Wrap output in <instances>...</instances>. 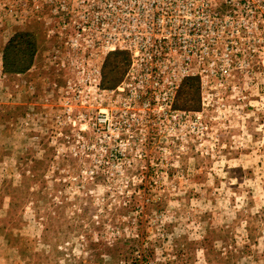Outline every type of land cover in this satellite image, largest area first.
Returning <instances> with one entry per match:
<instances>
[{"label":"rangeland","instance_id":"rangeland-1","mask_svg":"<svg viewBox=\"0 0 264 264\" xmlns=\"http://www.w3.org/2000/svg\"><path fill=\"white\" fill-rule=\"evenodd\" d=\"M16 32L35 55L6 76ZM112 45L200 66L169 99L71 49ZM0 264H264V0H0Z\"/></svg>","mask_w":264,"mask_h":264},{"label":"built area","instance_id":"built-area-1","mask_svg":"<svg viewBox=\"0 0 264 264\" xmlns=\"http://www.w3.org/2000/svg\"><path fill=\"white\" fill-rule=\"evenodd\" d=\"M123 3L134 4H235L247 3L248 0H120ZM159 48H115L112 45L110 48H71L81 55H90L95 57L97 61H102L110 53L124 52L129 54L131 59L130 67L134 66L146 67L150 69V79L155 84L166 86V95L169 99L173 97V91L177 90L178 84L181 82L183 75L182 71L185 68H198L200 66L198 48H167L158 46ZM186 49H188L186 51ZM207 53V52H205ZM190 54V55H189ZM196 58L194 62L190 57ZM88 65V64H86ZM93 64L91 65V67ZM213 66V64H210ZM229 66V65H227ZM226 66V67H227ZM161 68L169 70L167 73L160 72ZM158 70V71H155ZM227 69L223 68L222 73L226 74ZM99 74V72H98ZM169 93V94H168Z\"/></svg>","mask_w":264,"mask_h":264},{"label":"trees","instance_id":"trees-1","mask_svg":"<svg viewBox=\"0 0 264 264\" xmlns=\"http://www.w3.org/2000/svg\"><path fill=\"white\" fill-rule=\"evenodd\" d=\"M36 42L31 33L16 32L5 45L2 53V74L16 76L25 73L32 64L35 55ZM110 66L111 73L115 75V83L119 81L127 65V55L122 52L114 53ZM118 76V78H117ZM193 82H185L187 89Z\"/></svg>","mask_w":264,"mask_h":264}]
</instances>
